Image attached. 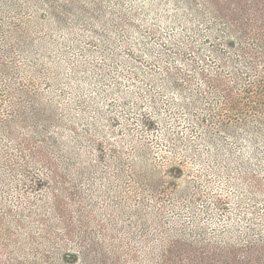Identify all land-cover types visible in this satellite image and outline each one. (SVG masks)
<instances>
[{
    "label": "rangeland",
    "instance_id": "374dc122",
    "mask_svg": "<svg viewBox=\"0 0 264 264\" xmlns=\"http://www.w3.org/2000/svg\"><path fill=\"white\" fill-rule=\"evenodd\" d=\"M264 264V0H0V264Z\"/></svg>",
    "mask_w": 264,
    "mask_h": 264
},
{
    "label": "trees",
    "instance_id": "16d2710c",
    "mask_svg": "<svg viewBox=\"0 0 264 264\" xmlns=\"http://www.w3.org/2000/svg\"><path fill=\"white\" fill-rule=\"evenodd\" d=\"M246 257L244 256L242 259H240V261L237 262V264H258V263H250L251 261L250 260H247L245 261ZM160 264H190L188 262H184L183 260H177V259H171V258H168L166 261L163 260L162 263ZM193 264V263H192Z\"/></svg>",
    "mask_w": 264,
    "mask_h": 264
}]
</instances>
